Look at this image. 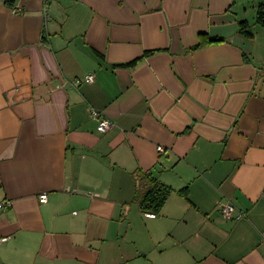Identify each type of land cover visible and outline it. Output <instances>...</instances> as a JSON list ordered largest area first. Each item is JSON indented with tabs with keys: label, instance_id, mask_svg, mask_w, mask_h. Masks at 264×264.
Masks as SVG:
<instances>
[{
	"label": "crops",
	"instance_id": "1",
	"mask_svg": "<svg viewBox=\"0 0 264 264\" xmlns=\"http://www.w3.org/2000/svg\"><path fill=\"white\" fill-rule=\"evenodd\" d=\"M45 3L0 0V264H264V0Z\"/></svg>",
	"mask_w": 264,
	"mask_h": 264
},
{
	"label": "trees",
	"instance_id": "2",
	"mask_svg": "<svg viewBox=\"0 0 264 264\" xmlns=\"http://www.w3.org/2000/svg\"><path fill=\"white\" fill-rule=\"evenodd\" d=\"M263 5L264 4L261 5L259 13L257 15V22L260 24H264V14L261 11ZM218 40L219 39H211V42H216ZM201 46L202 44L200 42L198 43V45L194 46V49ZM149 54L151 53H144L142 58L149 56ZM138 61L139 59L126 66L129 65L132 66L134 65V63ZM122 67H125V65H122ZM133 177L135 180L134 202L137 203L141 212L145 214H152L155 217L157 214L161 212L162 207L164 206L167 198L170 196L171 193H173L172 188L156 180L154 177L150 175L149 172L137 171L134 173ZM186 193H187L186 188L178 192V194L181 195L182 197H186ZM2 201H8L10 205L0 209V211H3L4 209H8L11 207L12 204L10 200L4 199ZM2 238L6 239L4 242L8 240V237H2Z\"/></svg>",
	"mask_w": 264,
	"mask_h": 264
},
{
	"label": "built area",
	"instance_id": "3",
	"mask_svg": "<svg viewBox=\"0 0 264 264\" xmlns=\"http://www.w3.org/2000/svg\"><path fill=\"white\" fill-rule=\"evenodd\" d=\"M43 1H44V4H45V9H46L47 8V5L45 3L46 0H43ZM261 11L264 14V5L262 6ZM14 12L17 13L18 9L14 10ZM84 81L92 82L93 81V76L92 75H87L84 78ZM91 117L95 118V119H97L99 121L98 132L101 133V134L106 133L113 126V124L110 121H108V120H106V119H104L102 117H99L98 113H96V112H92L91 113ZM157 150L159 152L163 151V149L161 147H157ZM39 200H40V202L45 203L46 200H47L46 194L39 195ZM9 205H10V203L8 201H2V202H0V209H2L4 207H7ZM220 214L225 219H231V218L238 219V218H241L242 216H244L242 213L237 212L235 207L229 201H226V202H224V203H222L220 205ZM146 217L153 218L154 215L146 214ZM5 240H6L5 238H1L0 239V244L3 243Z\"/></svg>",
	"mask_w": 264,
	"mask_h": 264
}]
</instances>
